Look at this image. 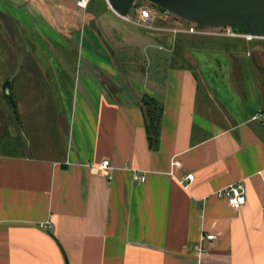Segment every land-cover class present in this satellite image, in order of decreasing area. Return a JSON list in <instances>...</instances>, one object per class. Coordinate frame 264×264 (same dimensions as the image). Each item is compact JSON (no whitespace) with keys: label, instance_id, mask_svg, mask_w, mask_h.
<instances>
[{"label":"crops","instance_id":"1","mask_svg":"<svg viewBox=\"0 0 264 264\" xmlns=\"http://www.w3.org/2000/svg\"><path fill=\"white\" fill-rule=\"evenodd\" d=\"M9 1L38 13L31 28H43L42 8L71 10L58 7L66 0ZM96 1H85L91 15L100 6L122 20ZM6 5L0 17L14 28L30 21ZM101 26L110 46L138 50L139 72L119 73L100 38L103 49L83 48L79 60H49L50 81L23 78L21 99L11 91L18 72L8 81L18 124L8 143L0 134V264H264V39L249 48L255 38L180 35L169 53L148 34ZM42 31L50 46L62 43ZM143 95L162 106L154 148ZM102 160L110 179L89 166ZM239 182L246 201L234 211L218 192ZM201 234L216 239L198 255Z\"/></svg>","mask_w":264,"mask_h":264},{"label":"rangeland","instance_id":"2","mask_svg":"<svg viewBox=\"0 0 264 264\" xmlns=\"http://www.w3.org/2000/svg\"><path fill=\"white\" fill-rule=\"evenodd\" d=\"M97 2L98 0L96 1V3ZM6 4H9L14 9L19 10V13H21L24 10V12L27 13L25 15L30 20L27 23L28 25L23 22H19L15 24L16 28H14L12 25V22L8 23V21L6 20L7 18L5 19V17L3 18H1L2 16L0 17V134H1V137L3 138V142L8 143L10 140L9 138L10 132L14 130V127L18 123L16 122L17 121L16 117L13 115V110L15 108L12 107L11 103L8 102V99L6 98L7 90L4 89L5 84L8 83V81H11V79L13 78V75H15L18 72V74L14 76L15 80L13 81L11 85V91L13 95H15L18 99H21L25 94V92L22 91L23 78L37 79L38 77H42V79L47 78L50 81V79L52 78V75L51 73H49V71L46 68L49 65V62H50L49 60L53 59V57L54 58L64 57L66 60L75 61L77 57V53L73 51V49H70V50L68 49L66 51L65 50L62 51L64 52V55H63L61 53V50H59L58 48L57 50L56 48L50 46L49 44L47 46L46 45L43 46L42 41H41L42 36L41 34L37 33L36 25L32 28L29 26V25L35 24V22L37 21V18L38 19L40 18V16H38V13L35 14L34 11H30L27 4L26 5L23 4L22 6L18 5L17 7L11 4V1L9 0H0L1 9L5 13L8 11ZM143 5L149 8H152V10H154L155 16L162 15V12H161L163 11L162 9H160L159 7L157 8L156 6L147 2L146 0H137L134 4L135 8L142 7ZM99 8H100L99 10L104 9V8H101L100 6ZM133 8L129 11L130 15L134 14L133 11L135 8L134 9ZM9 11H12V10H9ZM55 14L56 13H54L53 11L50 12L51 16H49L46 12L43 13L44 17L48 20V23H51L54 19H56L55 21H57V23H61L62 22L61 16L57 14L55 15ZM104 14L105 16H103L102 19L109 21L113 27L118 28L119 30L121 29L120 32L125 31L122 29L128 30V27H129L130 29H132L133 32L137 33V36H141V35L146 36L147 34L151 35L153 33L147 29H139L135 26L134 28L133 26H131L130 23L122 22V20L116 18L115 16H111V14L108 12H104ZM7 15H10V14L7 13ZM34 18L36 19L34 20ZM31 19H33L34 22ZM158 20L160 19L158 18L155 22H157ZM163 22L165 24L168 23L170 27H174L175 25L178 26L180 24L184 25L185 27H189V25H191V22L184 21L180 19L179 17L175 16L174 14L173 15L169 14L168 17ZM233 32L237 34H243V32H241L240 30H236V29L235 30L233 29ZM195 37L199 38V36L197 35H195ZM217 38H225V37L220 36ZM76 39H78V36L76 37ZM236 39L245 40L244 38H236ZM259 41L260 40L258 39H255L251 42L248 41L250 42V44H248L249 48L254 47L257 43H259ZM166 50L168 49L166 48ZM56 52L60 53V55L57 56ZM116 59H110V60L113 63H118V65L121 67V73H126L127 69L124 68L125 66L123 65L121 66L120 59L118 58ZM245 61L248 62L250 61V59H248V61L245 59ZM41 66L43 67V72H42ZM44 71L46 74H43ZM238 71L239 70L237 69L235 73ZM130 73L137 75L132 71ZM243 76L245 78H249V74H247V72H244ZM240 79H242L241 75L240 76L238 75L237 81ZM45 86H46L45 91H47V88L49 89L48 80ZM9 93L11 92L9 91ZM10 127L12 128L10 129Z\"/></svg>","mask_w":264,"mask_h":264},{"label":"water","instance_id":"3","mask_svg":"<svg viewBox=\"0 0 264 264\" xmlns=\"http://www.w3.org/2000/svg\"><path fill=\"white\" fill-rule=\"evenodd\" d=\"M85 2L87 0H74ZM137 0H106L111 11L119 17L128 15V11ZM160 9L174 14L180 19L199 26L212 28L243 27L247 35L255 39H264V0H146ZM107 53L113 59L114 50L101 39ZM101 86L111 97L115 89L100 79ZM8 95V91H6Z\"/></svg>","mask_w":264,"mask_h":264},{"label":"flooded vegetation","instance_id":"4","mask_svg":"<svg viewBox=\"0 0 264 264\" xmlns=\"http://www.w3.org/2000/svg\"><path fill=\"white\" fill-rule=\"evenodd\" d=\"M58 7L61 6H68L70 7V11L62 12V22L57 23L55 21L56 19H52L53 21L51 23H48L47 19H43L41 23V27L47 28L49 31H52L53 33H56L59 35V38L62 43L60 44H54V48H58L61 50V53L64 55V52L66 50L73 49L77 53L76 59H80V52L84 48L86 49L88 46L92 49H97L99 46L101 47V44L99 43V39L103 38L104 41V33L101 26V18H102V12L103 10L97 11L96 15H91L90 12L86 9L88 2H84V4L80 2H76L74 0H66L65 2H59ZM46 12L42 8V13ZM45 18V17H44ZM152 26L154 27L150 32H153L151 35H149L155 42L158 44H161L160 49L166 48L169 53H175L177 46H175L174 42L176 38H179V34H174L171 31H164L162 28H168L170 30H173L175 27H170L168 23H164L162 20H158L157 22H153ZM42 28V29H43ZM39 27H37V33L41 34L42 36V44L48 45L47 40L43 37V31ZM157 33V34H156ZM79 36V42H76L74 40L75 37ZM90 37L92 38L93 42L90 40ZM108 40V39H107ZM95 44L97 46H95ZM111 44V43H110ZM264 46V45H263ZM49 47V46H48ZM111 47L114 50V57L113 59H120V65L125 66L124 68L127 69L126 73H121V67L118 65V63H114V66L116 70L123 74L124 76L128 77V69L132 68L136 72L140 71V68L138 66V50L133 47H118L111 44ZM102 48V47H101ZM57 49V50H58ZM103 49V48H102ZM55 51V50H54ZM104 52V51H103ZM105 56L103 58L110 61V56L107 55V52H104ZM56 55H60V53L56 52ZM118 55V56H117ZM96 57H102L101 55H96ZM109 56V57H108ZM54 58V57H53ZM64 58V57H62ZM117 61V59H116ZM94 71L97 73V70L94 69ZM9 93V90H7ZM140 100V99H139ZM139 103V101H138Z\"/></svg>","mask_w":264,"mask_h":264},{"label":"built area","instance_id":"5","mask_svg":"<svg viewBox=\"0 0 264 264\" xmlns=\"http://www.w3.org/2000/svg\"><path fill=\"white\" fill-rule=\"evenodd\" d=\"M135 8V6H134ZM133 8V9H134ZM162 15L155 16L154 10L152 8H149L147 6L142 7H136L133 11V15L128 14L125 17H120L124 22L130 23L131 25L139 28V29H147L152 30L154 27L152 26L153 22H155L158 18L162 21H165V19L168 17L169 12L161 11ZM175 28L173 30H170L168 28H162L164 31H171L174 34L179 35H197L200 37L204 36H210V37H225V38H244L247 41L252 40L253 38L248 36L247 34H237L233 32V29L231 27H219V28H212L208 26H199L194 23H191L189 27H185L184 25H178L174 26ZM262 115V121L264 124V112ZM92 171L95 172H106L107 177L110 179L111 174L110 172L113 170V168L109 165V162L107 160H102V162L98 165H89ZM132 180L138 184L144 183L145 180V173L138 174V172L135 169H132ZM193 181V176L191 174H187L184 178L178 179V183L184 188L187 189L190 182ZM219 193V196L225 197L227 205L229 208H231L234 211L240 210L241 206L246 201V194L244 192V186L242 182L234 183L229 185L228 187L224 188V190H221ZM262 213L261 218L264 220V205L262 206ZM198 242L196 243L194 247L195 253L198 255H202L204 252L203 245L205 243H209L212 240H215V236L213 234H201L198 238Z\"/></svg>","mask_w":264,"mask_h":264},{"label":"trees","instance_id":"6","mask_svg":"<svg viewBox=\"0 0 264 264\" xmlns=\"http://www.w3.org/2000/svg\"><path fill=\"white\" fill-rule=\"evenodd\" d=\"M232 29L240 30L241 32L247 34L243 27H235ZM8 86L9 82L5 84L4 89L8 90ZM10 96L11 93H8V95H6V98L9 99L8 102H10L13 107V102ZM139 104H141V108L144 114L146 132L149 135L151 147L154 148L158 138V127L161 120L160 117L162 106L155 99L149 97L148 95H143L139 100Z\"/></svg>","mask_w":264,"mask_h":264},{"label":"bare ground","instance_id":"7","mask_svg":"<svg viewBox=\"0 0 264 264\" xmlns=\"http://www.w3.org/2000/svg\"><path fill=\"white\" fill-rule=\"evenodd\" d=\"M82 4H84V2H82Z\"/></svg>","mask_w":264,"mask_h":264}]
</instances>
